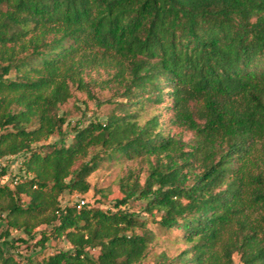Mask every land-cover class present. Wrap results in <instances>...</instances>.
<instances>
[{
  "label": "trees",
  "instance_id": "16d2710c",
  "mask_svg": "<svg viewBox=\"0 0 264 264\" xmlns=\"http://www.w3.org/2000/svg\"><path fill=\"white\" fill-rule=\"evenodd\" d=\"M106 59L124 102L67 134L70 83L86 90L83 68ZM164 95L190 142L131 112ZM100 154L144 157V185L121 183L113 210L62 206L90 190ZM17 155L0 184V264H21L13 232L25 243L40 226L35 244L70 249L37 264H139L148 222L181 231L191 264H264V0H0V160ZM134 200L146 217L125 210Z\"/></svg>",
  "mask_w": 264,
  "mask_h": 264
},
{
  "label": "rangeland",
  "instance_id": "374dc122",
  "mask_svg": "<svg viewBox=\"0 0 264 264\" xmlns=\"http://www.w3.org/2000/svg\"><path fill=\"white\" fill-rule=\"evenodd\" d=\"M110 61L106 59L103 64L96 65L88 64L83 68L81 78L86 85V90L78 89L77 84L70 83L72 97L64 104L59 106V115L65 119V124L62 130L70 134V128L77 122H81V127L86 126L93 119H103L110 113H116V107L119 103L124 102L114 95L116 84L112 82V75L116 72ZM112 101V102H110ZM170 101L164 95V101L161 105H153L146 103L144 105L132 108L131 112L137 111L140 114L139 122L142 124L152 116L158 115L161 124L160 131L165 135H174L181 138L184 142H190L192 135L182 129H177L169 123L170 112L167 110ZM57 138L52 137L51 142ZM71 137H69V140ZM95 153L96 151H91ZM24 157L17 155L13 157L3 158L0 160V170L4 167L9 169L12 174L0 179V184H6L9 180L18 173ZM88 158L83 161H87ZM151 162H155L152 157ZM82 160L77 161L74 168L81 164ZM148 161L144 157L128 159L126 157H118L113 160H108L100 154L98 159L97 170L92 173L87 181L90 185V190L86 194L74 193L72 195L66 193L61 200L62 206L77 205L80 201H84L85 205H89L94 209L113 210L114 202L123 197L120 191L121 183H133L138 180L139 185L143 186L146 177L149 174ZM24 203L28 202L27 198H23ZM147 201H130L125 210L136 213L140 217H146L142 211ZM2 224V223H1ZM147 228L152 231L153 239L148 247V252L145 259L139 264H191L187 255L185 258L180 257L184 251L190 249L191 244L186 243L182 239V232L171 230L166 232L161 229L156 223L148 222ZM2 226L0 225V231ZM47 227L40 226L36 230L35 240L17 242L15 238L20 237L26 239L17 232H13L10 239V244L13 248L9 252L14 259L21 264H37L43 258L55 254L59 250L70 249V244L63 240L52 239L45 246H40L35 243L40 239V232L46 231ZM139 233V232H138ZM219 250V249H217ZM97 250H91L90 254L97 255ZM233 264H241L239 257L234 255Z\"/></svg>",
  "mask_w": 264,
  "mask_h": 264
},
{
  "label": "built area",
  "instance_id": "2783aa9c",
  "mask_svg": "<svg viewBox=\"0 0 264 264\" xmlns=\"http://www.w3.org/2000/svg\"><path fill=\"white\" fill-rule=\"evenodd\" d=\"M84 205H85L84 201H80V202L77 204V209H81Z\"/></svg>",
  "mask_w": 264,
  "mask_h": 264
}]
</instances>
